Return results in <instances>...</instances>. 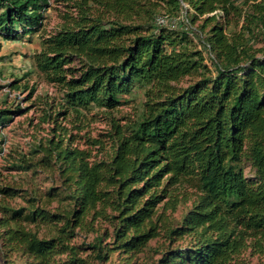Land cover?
I'll return each instance as SVG.
<instances>
[{
  "label": "trees",
  "instance_id": "1",
  "mask_svg": "<svg viewBox=\"0 0 264 264\" xmlns=\"http://www.w3.org/2000/svg\"><path fill=\"white\" fill-rule=\"evenodd\" d=\"M49 6L50 0H0V36L43 33ZM72 8L76 15L57 33L42 36L27 76L38 72L61 87L77 113L113 112L136 88L144 110L134 122L113 121L116 145L105 159L92 161L63 133L36 147L32 156L40 159L23 158L21 171L59 174L61 186L46 192L58 206L34 198L29 207L11 208L6 199L21 190L0 185L2 248L31 264H88L71 242L78 230L95 231L104 220L111 234L86 246L100 260L120 252L133 264L158 236V205L169 199L166 210L175 212L187 187L195 191L191 210L178 226L164 227L170 241L189 243L169 248L157 264H233L248 249L263 254L264 0H75ZM182 13L191 30L200 21L199 34L207 31L198 39L208 55L184 27L155 25L159 14ZM235 19L241 30L228 34ZM11 114L0 110V136ZM246 163L254 178L246 177ZM42 227L52 234L43 236ZM63 255L66 261L57 260Z\"/></svg>",
  "mask_w": 264,
  "mask_h": 264
},
{
  "label": "rangeland",
  "instance_id": "2",
  "mask_svg": "<svg viewBox=\"0 0 264 264\" xmlns=\"http://www.w3.org/2000/svg\"><path fill=\"white\" fill-rule=\"evenodd\" d=\"M75 0H50L47 9L45 28L43 33L24 37L16 40H6L0 36V110H10L11 121L5 123L1 129L0 139L2 146L0 149V185L13 187L17 190V196L7 198L6 204L11 208L29 207L30 201L38 198V205H44L51 210L58 206L57 200H51L46 196V192L51 187L61 186L59 174L55 171L39 168L37 171H21L17 168L23 158L40 159L39 154L33 152L41 144L47 145L48 140L60 133L65 134V138L73 139V147L88 150L92 154L93 160L105 159L112 152L116 145L113 140L115 131L113 121L121 125L136 121L144 110L143 91L136 88L130 95L122 98L123 105L113 112L92 109L89 112L77 113L69 109L63 101L61 87L48 83L44 76L38 72L27 76L28 71L34 67V56L41 50L42 36L57 33L63 25L67 23L69 15H76L72 8ZM184 16V15H183ZM182 16V17H183ZM171 18V17H169ZM172 19V18H171ZM183 20H188L183 18ZM242 21L232 20L227 26L228 34L241 30ZM156 25V24H155ZM187 25V24H186ZM200 21L193 24L195 44L197 48L203 50L206 55L208 51L204 45L200 44L198 38L204 39V35L198 32ZM264 32V30H263ZM198 41V42H197ZM260 45L258 44L257 47ZM72 66L78 67L77 61ZM19 80L16 85L15 82ZM14 85V86H12ZM185 85V84H184ZM99 141L100 145L93 146V142ZM69 141L65 140V144ZM244 171L247 178H254L255 171L249 164H244ZM180 192L187 191V195L178 196L179 204L177 210H166L165 203L158 205L155 222L158 224V236L152 239L141 253L132 258L133 264H157L164 252L169 248H186L189 239H179L170 241L166 234L164 224L176 227L182 223L184 216L191 210L194 202V190L183 187ZM179 194V193H177ZM41 198V199H40ZM1 216V215H0ZM37 229V227H33ZM43 236L52 234L49 228H40ZM77 236L71 244L80 246V256L88 264H126V256L120 252L109 254V258L100 260L97 253L86 246L92 244L97 236H102L106 232L111 234L112 229L108 222L104 220L96 221L95 231H77ZM111 238L105 237L104 242L108 243ZM3 241L0 240V264H31L32 261L17 253L6 252L3 248ZM7 258L10 260L6 262ZM61 262L67 260V255L57 258ZM233 264H264V253L255 254L251 249L246 250L237 256Z\"/></svg>",
  "mask_w": 264,
  "mask_h": 264
},
{
  "label": "built area",
  "instance_id": "3",
  "mask_svg": "<svg viewBox=\"0 0 264 264\" xmlns=\"http://www.w3.org/2000/svg\"><path fill=\"white\" fill-rule=\"evenodd\" d=\"M183 18H187L186 13H182L179 17L172 19L166 15L159 14L155 18V24L159 27L170 28L172 30H176L180 27H184V29L191 31L189 28L190 27L189 19L187 18L188 20L184 21ZM204 49L207 51L208 48L204 47Z\"/></svg>",
  "mask_w": 264,
  "mask_h": 264
}]
</instances>
